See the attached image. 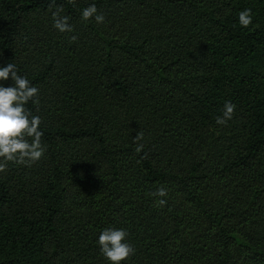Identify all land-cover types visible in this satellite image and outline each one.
Here are the masks:
<instances>
[{
    "label": "trees",
    "instance_id": "obj_1",
    "mask_svg": "<svg viewBox=\"0 0 264 264\" xmlns=\"http://www.w3.org/2000/svg\"><path fill=\"white\" fill-rule=\"evenodd\" d=\"M52 3L0 0V67L39 89L46 147L0 172V264H109L108 227L135 248L122 264H264V0Z\"/></svg>",
    "mask_w": 264,
    "mask_h": 264
},
{
    "label": "clouds",
    "instance_id": "obj_2",
    "mask_svg": "<svg viewBox=\"0 0 264 264\" xmlns=\"http://www.w3.org/2000/svg\"><path fill=\"white\" fill-rule=\"evenodd\" d=\"M69 4L75 6L76 0H67ZM53 3L49 5L51 11ZM63 6H56L52 12L53 27L61 33L74 31L69 23L70 17L61 15ZM95 19L97 24L105 21L103 14H98L95 4L85 7L81 12V19L89 21ZM253 22V14L250 8L239 12V24L243 28H248ZM77 37L72 36L75 41ZM9 79L13 82L11 86H4L0 83V172L7 171L9 163L25 166H32L40 161L46 151L42 143L43 132L40 130L42 119L38 115H32L26 105L31 101L39 105V89L33 86L26 76L18 74L17 66L8 63L0 67V82ZM236 105L231 101H226L222 115L216 117V124L225 126L232 120L235 114ZM144 139V133L138 132L134 138L136 143L135 151H143L144 145L139 143ZM151 196L157 197L154 206L163 208L167 201L163 197L167 196V189L163 186L157 188ZM128 233L123 228H104L98 237L97 244L101 255L109 261V264H122L135 255V248L127 242Z\"/></svg>",
    "mask_w": 264,
    "mask_h": 264
}]
</instances>
